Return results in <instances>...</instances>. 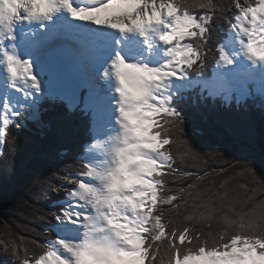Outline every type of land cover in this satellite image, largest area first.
I'll return each mask as SVG.
<instances>
[{
	"label": "snow or ice",
	"instance_id": "1",
	"mask_svg": "<svg viewBox=\"0 0 264 264\" xmlns=\"http://www.w3.org/2000/svg\"><path fill=\"white\" fill-rule=\"evenodd\" d=\"M231 8L212 48L217 0H0V150L48 101L78 108L91 137L74 175L33 194L63 192L42 233L55 236L31 256L0 245L18 264H264V187L237 180L255 168L217 186L177 166L208 162L184 138L186 103L264 100V0Z\"/></svg>",
	"mask_w": 264,
	"mask_h": 264
},
{
	"label": "trees",
	"instance_id": "2",
	"mask_svg": "<svg viewBox=\"0 0 264 264\" xmlns=\"http://www.w3.org/2000/svg\"><path fill=\"white\" fill-rule=\"evenodd\" d=\"M217 3L225 11L216 13L212 25V48L229 34L225 17H231L233 11L232 0H217ZM214 61L215 52H209L207 77L212 76ZM196 93L199 91L189 95ZM197 100L195 106L191 101L184 105V138L208 162L178 163L177 166L201 175L214 170L220 173L212 177L218 186L224 179L236 177L250 165L255 168V180L249 175L239 176L237 180L247 183L250 190L264 187V100L259 95L239 105L235 99L231 104L223 98L209 97L200 102L197 97ZM43 107L46 110L41 123L28 121L24 127L9 126L6 129L4 146L0 150V245L15 243L24 249L23 242L28 243L29 248L53 237L52 233L50 236L42 234L54 223L46 212L64 194L40 200L34 199L33 194L37 188L45 190L50 183H61L51 175L53 172L74 175V168L66 169L64 166L80 163L77 158L82 155L84 144L91 139L87 119L78 108L71 112L65 103L52 101ZM25 146L27 150H23ZM256 199H264V192H257ZM174 223L183 225V216L175 217ZM203 227L207 230V225ZM35 236H39L38 242H34ZM20 240L25 241L18 243ZM33 252L37 253L36 249ZM8 253L0 247V264H17L16 259L9 260L13 256Z\"/></svg>",
	"mask_w": 264,
	"mask_h": 264
},
{
	"label": "rangeland",
	"instance_id": "3",
	"mask_svg": "<svg viewBox=\"0 0 264 264\" xmlns=\"http://www.w3.org/2000/svg\"><path fill=\"white\" fill-rule=\"evenodd\" d=\"M214 68V67H213ZM212 68V69H213ZM213 71V70H212ZM257 87H259V85L258 86H256V87H254V89L255 88H257ZM198 90H200V88L198 87L197 88ZM200 92V91H199ZM205 92H207V90H205ZM234 95H236V94H234ZM73 111H75V110H73ZM73 111H71V112H73ZM7 130H5V132H6ZM4 143V142H3ZM23 150H27V147L25 146V148H23ZM29 234V233H28ZM45 235V234H44ZM53 235V237L55 236V233L53 232L52 234H51V236ZM50 236V235H49ZM52 237V238H53ZM33 238H35V241L34 242H38V239H39V236H35V237H33ZM23 241H25V240H20L18 243H22ZM27 244L28 243H26V242H23V244L22 245H24V249H25V247H27ZM38 245H39V243H37V244H35L34 245V247H27L28 249H29V255L31 256V255H33V251L36 249V251H37V253L39 252V248H38ZM20 249V248H19ZM24 249L22 248V249H20V254H21V256L23 255V253H24ZM8 255H10V256H12V254H11V252L9 251V253H8ZM13 259H15V258H13V257H11V258H9V260L11 261V260H13ZM5 264H11V262H6ZM18 264V263H17Z\"/></svg>",
	"mask_w": 264,
	"mask_h": 264
},
{
	"label": "bare ground",
	"instance_id": "4",
	"mask_svg": "<svg viewBox=\"0 0 264 264\" xmlns=\"http://www.w3.org/2000/svg\"><path fill=\"white\" fill-rule=\"evenodd\" d=\"M228 35H229V34H228ZM228 35H227V36H228ZM216 83H217V86H219L220 82H219V81H217Z\"/></svg>",
	"mask_w": 264,
	"mask_h": 264
}]
</instances>
